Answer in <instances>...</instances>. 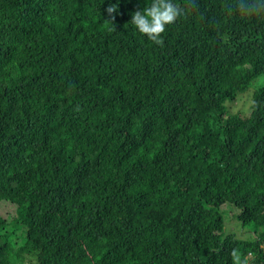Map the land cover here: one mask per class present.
I'll return each mask as SVG.
<instances>
[{
	"label": "trees",
	"instance_id": "16d2710c",
	"mask_svg": "<svg viewBox=\"0 0 264 264\" xmlns=\"http://www.w3.org/2000/svg\"><path fill=\"white\" fill-rule=\"evenodd\" d=\"M175 2L0 0V264H264V0Z\"/></svg>",
	"mask_w": 264,
	"mask_h": 264
},
{
	"label": "clouds",
	"instance_id": "9594fccd",
	"mask_svg": "<svg viewBox=\"0 0 264 264\" xmlns=\"http://www.w3.org/2000/svg\"><path fill=\"white\" fill-rule=\"evenodd\" d=\"M115 11L116 6L108 8L109 13ZM180 15L181 8L175 0H151L150 5L133 14L131 25L149 41L161 44L162 34Z\"/></svg>",
	"mask_w": 264,
	"mask_h": 264
},
{
	"label": "rangeland",
	"instance_id": "374dc122",
	"mask_svg": "<svg viewBox=\"0 0 264 264\" xmlns=\"http://www.w3.org/2000/svg\"><path fill=\"white\" fill-rule=\"evenodd\" d=\"M262 86H264V75L260 76L252 83L251 87L246 92L247 95L241 96L238 101L234 103L233 107H235V109L231 112L242 113V116H248L251 107V95L248 93H252L254 95V93ZM228 107H230V103H228ZM224 211L229 215L226 225V230L228 233L235 234L237 238L241 240H250L255 237L256 230L254 225H248L244 227L238 220L236 223V219L233 216L236 213V210L230 206L225 207ZM2 212L5 213V211Z\"/></svg>",
	"mask_w": 264,
	"mask_h": 264
}]
</instances>
